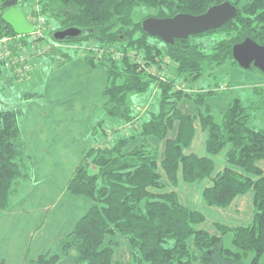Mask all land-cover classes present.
I'll return each instance as SVG.
<instances>
[{"label":"trees","instance_id":"obj_1","mask_svg":"<svg viewBox=\"0 0 264 264\" xmlns=\"http://www.w3.org/2000/svg\"><path fill=\"white\" fill-rule=\"evenodd\" d=\"M5 1L0 0V6ZM19 1L22 10L33 13L32 0ZM225 1L238 9L235 18L221 28L179 38L173 45L150 35L141 24L154 16L201 15ZM38 5L49 26L55 21L60 25L57 30L76 26L85 31L80 39L67 43L87 45L86 61L93 67L103 66L108 73L104 90L108 116L117 124L137 123L131 128L101 127L103 138H95L84 151L66 187L72 195L91 201V207L71 233L30 264H61L70 259L71 264H235L249 255L251 263L258 264L264 257V128L249 123L240 98L215 112L206 102L215 91L204 86L200 92H185L178 80L199 81L228 60L238 67L232 48L248 37L264 45V0H39ZM142 6L153 13L135 21L133 12ZM2 14L0 7V37L15 35ZM98 49L104 52L97 53ZM51 51L56 59L71 58L68 52ZM166 58L174 67L164 80L146 70L161 71ZM3 75L9 78V71L0 64V80ZM12 78L6 84L19 79ZM36 95L21 96L23 104ZM135 96L142 100L133 101ZM183 99L195 103L198 111H183ZM24 108H0L1 212L12 208L18 188L35 177V159L20 122ZM197 124L207 132V156L188 152ZM223 151L227 166L215 172L213 157ZM164 175L172 187L181 179L189 184L209 181L202 196L207 205L218 208L253 190L254 221L245 227L217 225L221 236L200 228L205 215L184 206L175 189L167 190ZM229 232L232 248L223 246V236ZM120 237L129 248L127 263L115 258Z\"/></svg>","mask_w":264,"mask_h":264},{"label":"crops","instance_id":"obj_2","mask_svg":"<svg viewBox=\"0 0 264 264\" xmlns=\"http://www.w3.org/2000/svg\"><path fill=\"white\" fill-rule=\"evenodd\" d=\"M23 11L27 15L28 12ZM68 53L71 58L66 61L49 53L42 56L37 66H41L40 69L22 79L40 77L45 82L40 94L34 92L37 95L25 105L20 121L25 144L35 159L36 171L34 181L22 184L12 197V208L0 211V264L36 261L37 254L40 257L48 253L60 239L71 233L92 204L87 198L74 196L66 189L84 151L95 143V138H103L99 129L105 128V124L109 125L107 128H131L130 125L115 123L107 114L104 90L108 86V73L105 68L90 65L80 51ZM2 77V84L11 78ZM140 100L142 98H133L135 102ZM223 100L219 98L217 103L222 105ZM185 101L193 113L196 105ZM147 104H143L142 112L149 106ZM196 126L194 141L188 152L207 156V132L199 124ZM225 154L220 159L223 168L227 166ZM183 183L180 180L176 187L181 185L185 188L186 182L185 185ZM64 200L67 203L61 208L60 203ZM180 201L185 206L181 197Z\"/></svg>","mask_w":264,"mask_h":264},{"label":"rangeland","instance_id":"obj_3","mask_svg":"<svg viewBox=\"0 0 264 264\" xmlns=\"http://www.w3.org/2000/svg\"><path fill=\"white\" fill-rule=\"evenodd\" d=\"M21 4L22 1H19L17 3L18 6H21ZM27 12L28 11L26 10V13ZM133 13H134L133 19L135 21H139L143 19V17H146L153 12L148 11L146 7L142 6L136 8ZM51 24L50 26L46 25L45 33L48 39L55 40L54 33L55 31H57V28L60 27V25L55 21L51 22ZM74 43H68V44H74ZM63 44H64L63 48L62 49L59 48L57 50L63 52L74 51V50H70L68 47H65L67 41L63 42L62 45ZM158 44L160 46H164V43L161 40L158 41ZM40 67L30 69L29 74L40 69ZM9 76L13 77L12 79H14V76H12L10 73ZM26 80L22 81L21 79H18L16 80L17 82H13L12 85L2 84L0 82V108L4 109L5 107L7 108L14 106H18L19 108V105L25 107L26 104L30 103V101L23 104V99L21 98V96L30 92H36L37 94H40L41 90L44 88L43 85L45 82L41 81L40 77H35L32 78L31 80L30 79H26ZM192 81L191 80L188 81L180 78L178 80V84L180 86L185 85L184 90L185 92H189V93L200 92L202 91L201 89H203L202 87L204 86H206L205 88H209L210 90L215 91L216 92L215 96L206 99V102L207 100H209V103H211L210 105L213 106L215 112H217L220 109H224V110L228 109V106L231 103L230 101L233 98L235 97L240 98L241 101H243L244 106L248 110L247 113H249L250 115L249 123L251 125H255L258 128L259 127L264 128V73L263 72L244 70L240 66L237 67L233 65V62L231 60H228L226 64H224L218 69H215V71L211 74V76L205 75L203 79H200L199 81H193V82ZM155 91L156 90L154 89L153 92ZM153 98L154 95L149 97V99L147 100L148 104L152 102ZM219 98L224 99L223 100L224 104L219 105L217 103V100ZM185 100L193 103L189 99H183L180 103L181 108H183L185 111L189 113H192L191 108L187 105ZM195 107L197 108V106ZM197 111L198 109H196L192 114L196 113ZM215 114L218 119L221 118V114L219 113H215ZM136 123L133 122L132 125L130 126H133ZM104 126L105 128H107V126L109 125L105 124ZM224 152L225 151L213 157V160H215V164H216L215 172L223 168L220 159L225 154ZM163 179L165 181L167 189L168 190L173 189L172 186H170V183L168 182L166 175H164ZM208 182L209 181L204 180L196 184L188 185V183H185L186 184L185 188H182L181 185H179L178 188L176 187L177 189L175 188L179 194V197L182 198V201L185 204V206H188L189 208L195 210L198 209L205 215L206 220L200 224V228L221 236V230H219L217 226H215L216 222H219V224L216 225L224 224L229 227L231 226L233 228L236 226L245 227L246 225H249L254 221L255 205L253 202H254L255 194L253 190H250L244 193L243 195L236 197L237 199L235 198L236 200L234 199L232 201V204L229 205L228 207L218 208L215 206L207 205L204 201V197L202 196L203 190L205 189L206 186H208ZM181 183H183L182 179H181ZM185 184L183 183L182 185ZM191 198H193V201ZM66 203L67 202L64 200L62 203H60V207L62 208L63 205H65ZM239 209L241 212L240 215H238ZM37 239L38 238H36V241ZM119 240L121 247L117 249L115 258L117 259L119 258L121 260L123 259L125 263H127L128 261H130L129 248L127 242L122 237H120ZM223 246H225L226 248L233 247L232 234L230 232L224 234ZM38 256L39 255L37 254L36 259ZM252 258L253 256L249 255V257L246 258V260H242L240 263H235V264H252L251 263ZM70 260H65V262H62L61 264H71L73 259ZM222 264H228V263L223 261ZM258 264H264V257L260 259Z\"/></svg>","mask_w":264,"mask_h":264},{"label":"water","instance_id":"obj_4","mask_svg":"<svg viewBox=\"0 0 264 264\" xmlns=\"http://www.w3.org/2000/svg\"><path fill=\"white\" fill-rule=\"evenodd\" d=\"M18 0H6L0 6L3 9L1 19L14 30L15 34L27 35L35 31L33 25L26 18L24 11L17 6ZM238 9L229 1L219 5H212L201 15L178 13L174 17L143 19L144 31L152 36H158L166 44H175L179 38L187 39L191 35L202 34L224 26L225 23L236 17ZM85 31L80 27H70L57 30L54 39L74 41L80 39ZM231 55L242 69L250 71L253 68L264 73V45L256 43L248 37L233 46Z\"/></svg>","mask_w":264,"mask_h":264},{"label":"built area","instance_id":"obj_5","mask_svg":"<svg viewBox=\"0 0 264 264\" xmlns=\"http://www.w3.org/2000/svg\"><path fill=\"white\" fill-rule=\"evenodd\" d=\"M34 10L33 13H27L26 18L33 25L35 31L27 34H4L0 37V64L2 67L9 71V73L15 78L25 79L29 70L36 68L39 64L42 56L48 54L53 49H62L64 44L50 40L46 36V25L47 19L42 14H40V5H38L39 0H32ZM60 46V47H58ZM70 50H77L81 53H85L89 50L88 46H79L76 43L66 44ZM103 49H98L97 53L102 54ZM167 65L158 72V70H153L152 67H148L146 70L155 76H160L164 80L166 73L172 72L174 64L171 62L170 58L165 59ZM139 62L143 61L140 59ZM181 89H185V85H178Z\"/></svg>","mask_w":264,"mask_h":264}]
</instances>
